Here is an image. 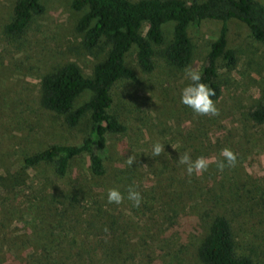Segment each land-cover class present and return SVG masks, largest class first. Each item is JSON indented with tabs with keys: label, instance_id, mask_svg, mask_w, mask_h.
<instances>
[{
	"label": "trees",
	"instance_id": "obj_1",
	"mask_svg": "<svg viewBox=\"0 0 264 264\" xmlns=\"http://www.w3.org/2000/svg\"><path fill=\"white\" fill-rule=\"evenodd\" d=\"M71 8L78 13L74 28L82 37V48L94 55L96 61L90 73H85L76 62L66 61L43 74L38 104L62 117L68 128L83 125V130L76 142H54L24 153L15 161H10V154L0 152V207L6 215L7 211L20 212L19 219L24 226L22 238L7 243L12 255L7 258L10 263L100 264V260H105L104 264H120V253L115 252L120 239L113 233L117 216L110 210L113 204L107 201V191L118 188L127 199L129 186H137L134 175L137 168L115 165L108 138L127 131L116 106L119 84L138 78L127 63L129 53L134 52L142 73L149 74L155 69L157 49H161L168 65L184 69L194 51L192 28L203 22L212 23L217 35L209 41L205 64L200 70L202 82L215 90L212 99L216 101L221 94L220 71L231 72L238 62L240 44L230 39L231 21L245 27V39L264 44V0H191L190 3L186 0H71ZM45 11L44 0H15L9 20L3 26L5 37L18 42ZM247 119L264 123V101L248 111ZM211 120H200L194 132L187 134L191 155L201 151L205 155L208 151L210 145H205L203 133H207L206 125L213 123ZM84 157L89 177L83 176L80 169L75 171ZM48 167L52 170V186L47 185L48 176L37 184V189L29 185L26 172L44 173ZM156 176L154 187L163 209L166 208L165 215L171 213L172 218L180 215L182 200L189 198L193 191L188 194L174 189L168 191L162 186L166 178L161 171ZM138 191L143 198L141 205L145 207L153 193ZM211 199L212 196L200 197L205 208L196 215L195 228L202 229L195 242L199 262L256 264L237 239L233 218L216 205L218 200ZM2 219L8 222L7 218ZM17 241L24 248L32 245L46 255L19 259L20 251L13 254L17 251ZM50 253L55 257L51 258Z\"/></svg>",
	"mask_w": 264,
	"mask_h": 264
},
{
	"label": "rangeland",
	"instance_id": "obj_2",
	"mask_svg": "<svg viewBox=\"0 0 264 264\" xmlns=\"http://www.w3.org/2000/svg\"><path fill=\"white\" fill-rule=\"evenodd\" d=\"M14 1L0 0V152L10 154V161L54 142L79 140L83 125L68 128L62 117L39 106L40 78L66 61L76 62L85 73H90L96 61L94 55L82 48V37L74 28L78 13L71 8V0H44L45 13L22 39L9 41L3 26L9 20ZM244 29L238 21H231L230 39L240 44L238 62L231 72L220 71L221 94L214 101L219 115L214 117L197 116L181 103V91L190 82L184 78L185 69L204 66L209 41L217 35L212 23L203 22L192 28L194 51L184 69L168 65L161 49H157L155 69L149 74L142 73L134 52L129 53L127 63L138 78L119 84L116 106L127 131L124 135H110L108 144L116 166L125 167L126 159L136 156L133 166L137 168L134 174L137 188L152 192L153 198L145 207L141 204L135 207L124 199L110 209L117 216L113 233L120 239L115 251L120 253V264H201L196 257L195 242L202 229L195 228V222L196 215L205 208L204 202L199 201L205 196H212L213 202L218 200L216 205L233 218L244 251L255 258L256 264H264V123L247 119L248 111L264 101V44L245 39ZM209 119L213 123L206 125L207 133L203 136L205 145L210 147L205 155L201 151L191 156L195 159L203 155L214 158V162L202 175L189 177L185 166L178 164L180 154L192 152L187 134L200 120ZM157 141L165 146V151L153 157L152 145ZM225 147L231 148L238 160L235 167L221 172L215 160L221 159L220 152ZM86 163L84 157L75 171L80 169L83 176L89 177ZM160 171L167 179L162 186L168 191L186 194L193 191L182 200L183 209L174 218L171 213L165 215L166 208L163 209L154 187ZM26 176L33 188L37 189L46 176L48 187L52 186L50 167L38 174L29 170ZM19 215L22 214L10 211L6 215L0 207V264H15L7 260L11 255L7 243L24 235ZM17 246L13 254L20 251L19 259L46 255L32 245L24 248L17 241ZM95 253L100 260L99 250ZM49 256L53 258L55 254ZM104 261L100 260V264Z\"/></svg>",
	"mask_w": 264,
	"mask_h": 264
},
{
	"label": "clouds",
	"instance_id": "obj_3",
	"mask_svg": "<svg viewBox=\"0 0 264 264\" xmlns=\"http://www.w3.org/2000/svg\"><path fill=\"white\" fill-rule=\"evenodd\" d=\"M186 80L190 81L181 91V103L192 109L197 116L214 117L219 115L212 97L215 96V90L203 81V73L197 67L189 66L185 69ZM165 151V146L157 141L152 145V156H160ZM221 159L215 160L216 167L223 172L225 168L235 167L237 164V154L229 147H225L220 152ZM127 164L132 167L136 162V156L133 154L126 159ZM214 158L198 156L192 158L191 152L186 151L180 154L178 164L185 166L186 173L189 177L200 176L206 172ZM125 195L118 188H109L107 191V201L109 204H121ZM127 199L133 202V206L139 207L142 202V194L138 191L137 186L131 185L127 190Z\"/></svg>",
	"mask_w": 264,
	"mask_h": 264
}]
</instances>
